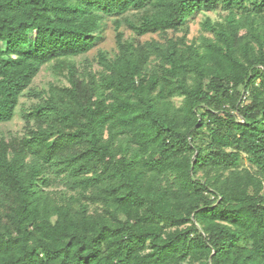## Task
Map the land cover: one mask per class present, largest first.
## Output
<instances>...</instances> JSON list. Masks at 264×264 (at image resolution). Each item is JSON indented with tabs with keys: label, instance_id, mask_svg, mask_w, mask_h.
Returning <instances> with one entry per match:
<instances>
[{
	"label": "trees",
	"instance_id": "trees-1",
	"mask_svg": "<svg viewBox=\"0 0 264 264\" xmlns=\"http://www.w3.org/2000/svg\"><path fill=\"white\" fill-rule=\"evenodd\" d=\"M219 8L213 38L116 20L99 73L71 61L104 18L165 35ZM53 62L68 85L0 139V264H264V0H0V124Z\"/></svg>",
	"mask_w": 264,
	"mask_h": 264
},
{
	"label": "rangeland",
	"instance_id": "rangeland-1",
	"mask_svg": "<svg viewBox=\"0 0 264 264\" xmlns=\"http://www.w3.org/2000/svg\"><path fill=\"white\" fill-rule=\"evenodd\" d=\"M142 11H130L129 13L120 16L118 18H104L103 28L104 32L101 35L99 44L86 55L73 58L71 61L76 65L79 76L82 78L86 73H99L102 69L98 63V54L100 52H106L110 57H114L117 53L116 45V32L115 21L120 20L122 22L121 31L124 33L125 38H135L136 42L146 43L150 41H159L164 43L167 39H176L184 41L186 44L198 42L201 37L213 38V34L204 29L203 24L207 19H210L212 23L224 22L228 15V12L221 8L211 12H201L195 17L190 19L187 24L177 32L169 31L167 34H148L145 36H137L125 23L126 20L137 24L142 17ZM55 62L43 66L39 75L34 79L30 92L24 94L20 99V104L17 108L15 117L12 121L4 124H0V139H5L7 142H12L21 139L27 132V123L24 119V115L29 113L35 105L41 102V98L37 97L38 92H46L49 90L50 85L57 86L68 85L66 78L62 75L55 74ZM178 103L179 99L176 100ZM245 160L242 163V167L252 168L244 155ZM49 191L56 194L57 197H61L63 193H67V196H75V192H69L67 188L59 181L53 180L52 186ZM98 206H91V213L96 212Z\"/></svg>",
	"mask_w": 264,
	"mask_h": 264
}]
</instances>
